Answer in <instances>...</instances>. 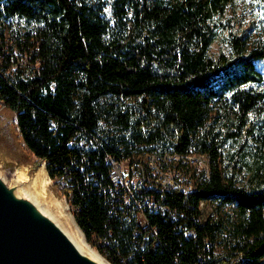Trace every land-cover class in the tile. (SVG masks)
<instances>
[{
  "label": "trees",
  "instance_id": "1",
  "mask_svg": "<svg viewBox=\"0 0 264 264\" xmlns=\"http://www.w3.org/2000/svg\"><path fill=\"white\" fill-rule=\"evenodd\" d=\"M235 2L0 0V101L17 138L78 204L87 241L128 264H264V19L222 21ZM144 152L181 154L172 166L194 187L153 182L178 214L146 210L148 238L139 209L112 211L106 192L107 156ZM207 202L233 213L203 219Z\"/></svg>",
  "mask_w": 264,
  "mask_h": 264
},
{
  "label": "water",
  "instance_id": "2",
  "mask_svg": "<svg viewBox=\"0 0 264 264\" xmlns=\"http://www.w3.org/2000/svg\"><path fill=\"white\" fill-rule=\"evenodd\" d=\"M19 162L26 169L30 165L34 174L40 167L46 169L45 163ZM19 174L0 169V264H100L78 251L62 228L34 203L16 196L17 186L31 182ZM56 193L59 194L57 190ZM82 234L87 241L83 231Z\"/></svg>",
  "mask_w": 264,
  "mask_h": 264
},
{
  "label": "built area",
  "instance_id": "3",
  "mask_svg": "<svg viewBox=\"0 0 264 264\" xmlns=\"http://www.w3.org/2000/svg\"><path fill=\"white\" fill-rule=\"evenodd\" d=\"M190 154L196 155V153ZM166 157L181 158V154L144 152L134 153L131 157L108 155L106 158L110 180L106 190L108 198H110L109 207L112 211H118L120 208L124 211L123 206L120 205L122 203L127 209H139L137 224L140 228L147 230L145 238H148L151 233H156V228L149 225L145 215L146 210L161 214L167 213L172 216L178 214L168 204L163 203L165 196L162 195L161 198H158V193L153 190V182L162 181V184L171 188V191L178 190L184 194H189L194 190L192 184L183 183L182 179L167 174L166 165H160V158ZM67 202L75 216V213L80 209L78 204L73 205L68 199ZM138 233L139 230L135 231V234ZM191 233L194 234V230ZM93 240L95 245L92 243L90 245L99 253L104 254L105 260L110 264H128L122 256L115 253L108 239L94 234Z\"/></svg>",
  "mask_w": 264,
  "mask_h": 264
},
{
  "label": "rangeland",
  "instance_id": "4",
  "mask_svg": "<svg viewBox=\"0 0 264 264\" xmlns=\"http://www.w3.org/2000/svg\"><path fill=\"white\" fill-rule=\"evenodd\" d=\"M98 1V0H96ZM106 5V11L109 10L110 3L113 0H102ZM236 16L237 19H239L242 23L245 25L252 24L253 20L256 18H261L263 16V12L257 5V0H236L235 4L231 7H229L228 12L226 13V17L222 19V21H225V18ZM26 25L24 21H19L18 23H15L12 28L20 29L22 30L23 27ZM8 31L6 32V42L8 47H6L7 51H9V47L13 44L10 35H11V26H8ZM220 43L217 42L213 47L212 51L213 53L217 54L219 51ZM18 51H15L17 53ZM261 66H264V63L261 64ZM14 113L6 107L5 103L0 101V126L1 130L3 132V138L0 139V169L6 170L8 173H21L22 169L24 168L25 171L22 172L21 178L26 181L30 182L33 175H35L32 172V169L30 165L22 166L19 161H22L25 163L34 164L36 158L30 156L26 150L22 147L19 139L17 138L13 120H14ZM195 161V162H194ZM193 164H198L202 169L206 168V162L203 159H194L192 160ZM199 162V163H198ZM22 168V169H21ZM172 170L168 172V175H173L175 168L174 166H171ZM175 168V169H174ZM49 175V174H48ZM190 175V174H189ZM24 176V178H23ZM50 178V177H49ZM47 191L56 199L58 202L62 204L63 213L65 216L69 217L72 221H74L76 224L75 216L73 212L71 211L69 204L67 202L66 196H62L61 194L56 193V189L53 187V182L50 179V182L46 185ZM56 197H55V196ZM202 212H203V219H208L209 217L212 218H222L224 221L227 217L232 215L233 211L230 207L222 208L217 204L207 202L202 205ZM73 223V222H72ZM78 225V224H77ZM74 226H76L74 224ZM78 227V226H77ZM86 241V240H85ZM88 242V241H86ZM88 245L90 243L88 242ZM91 246V245H90ZM91 248L95 251L92 246Z\"/></svg>",
  "mask_w": 264,
  "mask_h": 264
},
{
  "label": "bare ground",
  "instance_id": "5",
  "mask_svg": "<svg viewBox=\"0 0 264 264\" xmlns=\"http://www.w3.org/2000/svg\"><path fill=\"white\" fill-rule=\"evenodd\" d=\"M184 158L189 162L191 168L198 166L196 163L195 165H192V160L198 159V155H189ZM179 159V157L160 158V165H166L168 173L172 170V161H178ZM174 167L176 168V166ZM24 171L25 169L23 168L20 174L22 175V172ZM181 171H179V169H175L172 174H174V177L182 179L183 183L192 184L191 176H186ZM20 174L19 176L21 177ZM49 182L50 178L47 170L45 167H40L32 178L30 184L17 186V189L14 190V193L17 197L28 199L34 203L43 214L55 221L67 234L68 238L74 243L78 251H80L82 254L100 264H110L105 260L104 254L100 253V255L97 251L93 250L90 245H88V243L85 241L82 231L77 226H74L69 217L65 216L62 209V204L58 202V200H56L46 189V185ZM155 183L156 190H162L163 188L166 190H171L168 185L162 184V181H155Z\"/></svg>",
  "mask_w": 264,
  "mask_h": 264
},
{
  "label": "snow or ice",
  "instance_id": "6",
  "mask_svg": "<svg viewBox=\"0 0 264 264\" xmlns=\"http://www.w3.org/2000/svg\"><path fill=\"white\" fill-rule=\"evenodd\" d=\"M261 18L264 19V16H262Z\"/></svg>",
  "mask_w": 264,
  "mask_h": 264
}]
</instances>
